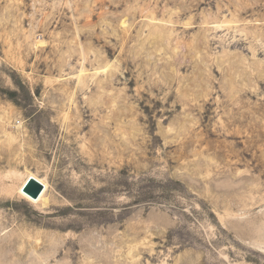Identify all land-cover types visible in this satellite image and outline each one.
Returning <instances> with one entry per match:
<instances>
[{"label":"rangeland","instance_id":"1","mask_svg":"<svg viewBox=\"0 0 264 264\" xmlns=\"http://www.w3.org/2000/svg\"><path fill=\"white\" fill-rule=\"evenodd\" d=\"M0 264H264V0H0Z\"/></svg>","mask_w":264,"mask_h":264},{"label":"bare ground","instance_id":"2","mask_svg":"<svg viewBox=\"0 0 264 264\" xmlns=\"http://www.w3.org/2000/svg\"><path fill=\"white\" fill-rule=\"evenodd\" d=\"M28 177L35 178L43 186L42 190L40 191L39 195L36 198L31 197L30 195H28L27 193L23 192V190H22V186H23V184L25 183V181H26V179ZM47 191H48V183H47V181L44 178H42V177L38 176L37 174H35L34 172H27L26 175L23 177V180L21 181V183L17 186V193L22 199H24V200H26V201H28L30 203L37 204V205L40 204V205L46 206L48 204V199H47V196H46L47 195Z\"/></svg>","mask_w":264,"mask_h":264},{"label":"water","instance_id":"3","mask_svg":"<svg viewBox=\"0 0 264 264\" xmlns=\"http://www.w3.org/2000/svg\"><path fill=\"white\" fill-rule=\"evenodd\" d=\"M42 184L33 177H28L22 186L23 192L36 198L42 190Z\"/></svg>","mask_w":264,"mask_h":264}]
</instances>
